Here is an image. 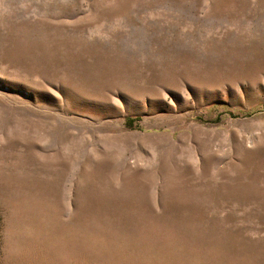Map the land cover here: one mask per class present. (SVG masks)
Instances as JSON below:
<instances>
[{
    "label": "rangeland",
    "instance_id": "1",
    "mask_svg": "<svg viewBox=\"0 0 264 264\" xmlns=\"http://www.w3.org/2000/svg\"><path fill=\"white\" fill-rule=\"evenodd\" d=\"M0 264H264V0H0Z\"/></svg>",
    "mask_w": 264,
    "mask_h": 264
}]
</instances>
